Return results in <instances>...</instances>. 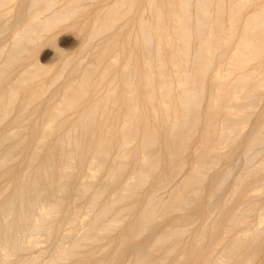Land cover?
<instances>
[{"label": "bare ground", "instance_id": "1", "mask_svg": "<svg viewBox=\"0 0 264 264\" xmlns=\"http://www.w3.org/2000/svg\"><path fill=\"white\" fill-rule=\"evenodd\" d=\"M98 1L0 0V264H83L105 238L113 250L93 264H264V0H113L70 26L81 52L106 37L97 64L36 65L4 86ZM65 226L45 262L19 257Z\"/></svg>", "mask_w": 264, "mask_h": 264}, {"label": "rangeland", "instance_id": "2", "mask_svg": "<svg viewBox=\"0 0 264 264\" xmlns=\"http://www.w3.org/2000/svg\"><path fill=\"white\" fill-rule=\"evenodd\" d=\"M101 1H103V0L98 1L96 4L94 3L95 6L88 3V5H87L88 12L85 15H83L81 17H77L76 19H70L67 22H65L64 24L57 26L54 29V31L51 32V34L49 33L50 35L47 34L44 36V38L42 40L38 41L31 49L30 58H28L23 63L19 64V66H16L14 68V70L12 72H10V74L6 78V82H5L4 86L7 87L9 84L14 83L16 80H18L20 78V76L23 74V72L25 70L33 69V67L36 65L40 68L45 69V70H51V69L56 70L57 67H60L61 64L64 61H66V59L75 58V57H76L75 59H78L77 61H80L86 65L95 64V63L97 64V58L93 53V51H94L93 47H95L97 44H98L97 46L99 47V45L105 41L106 37L97 38L98 40H94V42L91 45L89 50L81 52V48L83 46L84 41L81 39L80 35L78 33H76V31L73 28H71L70 26H71L73 20L78 21V23L82 25L83 22H85L87 20V18L88 19L92 18V16L96 12H99V11L106 9L107 7L111 6L113 3V0H104L103 2H101ZM60 6H62V2L59 5H57L56 9L60 8ZM102 8H104V9H102ZM246 9L247 10H245V16H248V15L252 14L254 7L251 5V6H249V8H246ZM139 13H142V12L139 11ZM144 15H146V13ZM116 31H118V28H117V30H115V32ZM88 32H89V29L87 30L86 33L88 34ZM45 39H47V40H45ZM7 43H8V41L4 37L1 36L0 37V50L2 48H4L7 45ZM97 46H96V48H97ZM116 55H117V52L116 53H115V51L111 52L110 54H108L105 57V61L102 64L104 65V64L108 63ZM224 64L225 63L222 62L221 64H219V66H217V68L220 67L224 71H227V66H226V64L224 66ZM76 77H78V76H76ZM50 79H51L50 75L47 76L45 79L41 78L42 82L45 84H48L50 82ZM104 88H105V90H104ZM104 88H102V90L100 89L101 91L100 90L97 91V93L100 94L102 92L104 93L105 91H107L106 89H108V88L107 87H104ZM34 89H35V87H34ZM262 93L264 94V88L262 89ZM48 95H49V92L44 94L46 101L43 104L44 106L42 105V107L40 109L41 112L44 111L45 106H47V104H48L47 103L48 98H49ZM263 107H264V98L256 106L255 111L257 112V111L261 110ZM37 116L39 117L40 113H38ZM71 117H72V112H67L63 119H70ZM33 120L36 121L37 118L33 119ZM3 127L6 130H8L10 128H11L10 130H12V128L13 129L16 128L15 125L12 124L11 122H6L5 124H3ZM250 128H251L250 123L249 124L243 123L241 125V132L243 134L247 133L250 130ZM67 130H68V128L65 130V133L67 132ZM37 139H38V134L35 136H32V137L29 136V141H31V142H30V144H28L26 146V149H29L32 144H35ZM226 149L227 148L224 147L222 152L226 153V151H227ZM92 157H93V155H91L90 159ZM238 158H239V154L235 155L232 161L234 162V160L236 161V159L238 160ZM87 167L89 168L88 164H85L83 166V168L81 169V172L78 173L77 175H75V178L73 179V182H75L74 184H77L82 180V178L84 177V173L89 170ZM219 167H222L224 169L226 167V164L223 163L221 166H218V168ZM13 168H14L16 173L22 171V167L20 168L16 164L13 166ZM85 170H87V171H85ZM213 171H215V170H213ZM103 180H105L104 175H99L95 179V181L97 183H99ZM6 183H7L6 179L0 180V185H4ZM73 200H74V196L70 194V196L67 200V203H66L69 208H72L74 206ZM82 204H81V207H85L86 201H84ZM87 216L88 215H87V213H85L84 210H82L81 212H79L77 214V217H76L77 222L76 223L78 224L79 227L76 224V229H78V231H75L76 232L75 234L80 233L79 229H82L81 224L85 223L86 220L89 218ZM67 233H68V227L65 226V227H63V231H61L58 235L55 236V240L51 244L49 242L45 241L44 236H42L41 234H36L35 238L37 239V245L35 246V248L32 249L31 251L21 253L19 255V257L28 258V257L34 256V255H37L39 253H44L45 255L42 254L41 262H45L48 259V256L50 255L49 254L50 250L52 249L53 245L56 242H59V241H64V243L66 242L65 240H67V239H63V237H64L63 235L64 234L66 235ZM109 240H110V238L103 239L102 240L103 246L100 245V247L95 248L94 258H92V260L90 262H84L83 264H93L99 260H103L104 258H107L109 256V253H110L109 251L113 250V248L108 244ZM67 243H68V240H67ZM85 248L91 249V248H93V246L92 245H86ZM46 252H48L49 255ZM117 261L115 264H129V254L128 253L125 254L123 257L119 258Z\"/></svg>", "mask_w": 264, "mask_h": 264}]
</instances>
